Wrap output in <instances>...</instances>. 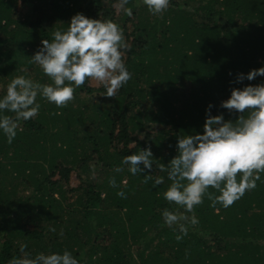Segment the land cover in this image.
Listing matches in <instances>:
<instances>
[{
  "label": "trees",
  "instance_id": "trees-1",
  "mask_svg": "<svg viewBox=\"0 0 264 264\" xmlns=\"http://www.w3.org/2000/svg\"><path fill=\"white\" fill-rule=\"evenodd\" d=\"M115 4L0 0V94L16 75L49 82L29 57L77 12L123 29L132 73L102 108L103 87L86 82L66 107L40 101L11 144L0 134V264L21 255L22 244L32 256L67 249L80 264H264V173L227 209L205 197L194 209L199 223L177 241L160 215L164 207L183 212L160 195L169 181L153 189L121 164L150 147L153 176H162L158 165L175 155L177 136L201 130L206 106L225 112L219 102L241 86L229 81L264 65V0H170L162 15L129 0L131 17L117 15ZM72 171L86 176L75 187Z\"/></svg>",
  "mask_w": 264,
  "mask_h": 264
},
{
  "label": "clouds",
  "instance_id": "clouds-1",
  "mask_svg": "<svg viewBox=\"0 0 264 264\" xmlns=\"http://www.w3.org/2000/svg\"><path fill=\"white\" fill-rule=\"evenodd\" d=\"M138 2L150 14L162 15L170 0ZM128 3L129 0H116L114 7L131 17L133 9L126 6ZM65 25L64 29L55 30L51 39L41 40L29 57V63L36 65L49 82L40 83L28 75H16L0 94V134L8 144L16 138L21 121L38 115L40 101L57 109L66 107L74 99L75 89L86 82L103 87V97H114L132 77L124 58L128 44L117 23L77 12ZM228 75H232L231 71ZM258 77L264 78V65L247 73H237L234 81H229L230 85H241L230 87L227 98L219 102L218 109L225 110L230 118L225 119V112L213 115L214 106L209 103L201 130L177 136L175 155L167 165H158L164 175L153 176L155 159L150 147L121 160L131 175L139 174L144 183L151 180L153 189L163 185L165 179L169 181L160 195L183 212L178 215L176 210L164 207L160 215L165 225L175 226L177 241L188 234V224L199 223L194 209L205 197L213 208L218 204L227 209L255 189L264 173V80L244 84ZM121 183L126 184V180ZM109 185L115 187V179H110ZM116 195L125 198L123 190ZM26 248V244L20 245L21 255L12 257L8 264H80L77 256L67 249L32 256Z\"/></svg>",
  "mask_w": 264,
  "mask_h": 264
},
{
  "label": "rangeland",
  "instance_id": "rangeland-1",
  "mask_svg": "<svg viewBox=\"0 0 264 264\" xmlns=\"http://www.w3.org/2000/svg\"><path fill=\"white\" fill-rule=\"evenodd\" d=\"M114 11H116L115 13H117V15H121L122 13H121V11L122 10H120V9H118V7H116L115 9H114ZM125 26H127V24L125 23ZM88 86L89 87H91V88H94V89H97V88H102L101 86H99L98 84H96V83H88ZM99 97H101V94H99V95H97V98L99 99ZM96 98V99H97ZM113 99H114V97H113ZM109 98L108 97H102L100 100H97V103H98V105L102 108L103 107V104H105V103H108L109 101ZM101 114H104L105 116L107 115V111L104 109L102 112H101ZM84 128H81L80 129V132H79V134H80V136L81 135H85V133H84V130H83ZM79 130V129H78ZM78 130H77V132H78ZM131 147V146H130ZM80 174V173H79ZM78 177H80V178H82V179H84L86 176L84 175V174H80V176H78V174L76 173V171H72L71 173H70V176H69V181H68V186L70 187H75L77 184H78ZM57 177H55V179H56Z\"/></svg>",
  "mask_w": 264,
  "mask_h": 264
}]
</instances>
